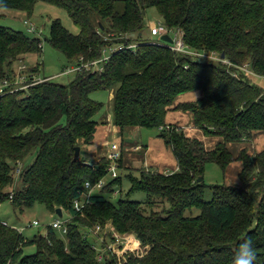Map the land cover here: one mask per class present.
<instances>
[{"label":"trees","instance_id":"1","mask_svg":"<svg viewBox=\"0 0 264 264\" xmlns=\"http://www.w3.org/2000/svg\"><path fill=\"white\" fill-rule=\"evenodd\" d=\"M39 2L63 9L78 28L72 35L59 19L49 26L47 43L70 64L100 60L103 51L110 54L100 71L81 69L67 85L45 78L0 97V204L9 201L20 212L37 204L70 218L65 236L48 227L46 235L30 240L0 221V264H232L244 239L254 244L256 264H264V149L254 155L240 149L235 158L240 185L210 186L212 199L203 200L205 166L214 163L225 173L233 160L229 146L264 132V88L250 81V75L264 79V0H0V10L31 17ZM149 8L157 10L168 30L182 32L189 51L218 59L224 54L228 65L144 41ZM130 43L137 44L134 51L115 49ZM41 50L38 38L0 27V81L13 77V64ZM38 69L23 74L31 79ZM97 91L112 93L111 124L118 135L131 128L158 131L177 172L129 174L128 191L112 203L102 193L121 185L118 175L76 212L73 201L85 183L108 176L106 156L93 164L80 159V149L74 159L75 148L89 145L99 124H107L94 120L103 108L90 98ZM195 91L201 93L196 101L174 110L190 114L203 136L221 139L211 150L166 123L177 98ZM33 152L15 187V167ZM137 193L145 200H132ZM191 209L200 215L184 217ZM107 223L119 234H133L147 247L146 254L130 255L126 262L110 256L99 263L83 231ZM27 247L34 253L24 254Z\"/></svg>","mask_w":264,"mask_h":264},{"label":"rangeland","instance_id":"2","mask_svg":"<svg viewBox=\"0 0 264 264\" xmlns=\"http://www.w3.org/2000/svg\"><path fill=\"white\" fill-rule=\"evenodd\" d=\"M55 19H59L63 27L72 35H77L79 33L78 28L72 23L71 19L63 9H59L44 2H39L36 4L31 17L26 16V14L22 11H16L12 9L0 10V27L20 31L29 37L38 38L41 41V53L39 55L28 54L23 58L22 62L13 64L12 69L14 73L21 65H25L28 69L38 66V72L35 73L34 76L36 79L48 78L56 84L67 85L75 78V73L64 75V73L73 65L70 64V62H68L61 53L53 49L46 41L49 37L50 23ZM144 23L145 28L143 30L142 39L148 43H161L158 36H151L150 34V26L152 24L157 25L158 23H162V20L155 8H149L145 11ZM30 27H33L34 33L28 32V28ZM109 54L110 53L106 51L105 55L108 56ZM199 59L202 62L209 61L201 57ZM100 67L101 65L98 66V68ZM241 71H245V68L243 67ZM246 72L248 74L251 73L250 71ZM250 81L252 84L264 88V79L250 75ZM196 93L199 94V91L191 92L190 94ZM186 96L187 97H181V100L185 101L190 95ZM90 98L94 101L103 103V108L94 116V120L99 123L105 121L106 119L110 120L112 111L110 92L97 91L92 93ZM105 126L106 124H99L92 144L90 143L89 145H81L80 159L87 160V162H95L97 159H101L104 155H106L108 148L99 144L101 140L106 139L108 143H115L121 148L120 166L122 169H119L118 171V175H120L122 180L121 185L115 186L113 188V193H102L106 200L116 203L120 197L123 198L125 196V193L130 187V184L126 178V176L129 174L137 176L138 171L140 170L163 173L164 169L162 168H164V166L168 168L167 172L173 171L174 167L176 166L174 156L171 150L164 145L163 140L158 137V131L131 128L124 130L122 136H119L112 131L108 133L103 132V129L106 128ZM183 129L184 128H182L181 131L188 135V133H185ZM197 134L200 135L201 133ZM206 138L207 140H205V143L203 142L204 145H210L208 142L211 140V138ZM216 139L217 137L212 138L214 141ZM134 145L142 146V151L133 150L134 148L132 146ZM211 145H213L212 142ZM145 148H148L146 154H144ZM242 148H246L248 153L251 155L262 151L264 149V132L254 133L250 141H244L241 144L231 145L230 151L233 156V160L225 173H223L214 163H210L205 166L203 173V182L206 186L203 194V200L205 202H209L212 199L210 186L240 185L237 176L239 173L240 163L235 160L234 156H237L239 150ZM35 156V152L31 153L21 164H18L15 167V187H18L20 183L19 176L22 172V169L29 166L33 162ZM104 180L108 182L111 179L109 176H106ZM96 193H98V191H96ZM131 199L144 201L145 196L143 194L137 193L133 194ZM156 209H158V207ZM199 215L200 211L198 209L186 210L183 214L184 217H197ZM66 218H68L67 213L63 212L62 219L65 220ZM56 219L60 218L49 212L42 205L36 204L33 207L24 209L22 212H20L19 209L13 207L9 201H5L0 204V221L4 222L6 225L14 228L15 230L24 228L22 234L24 238L28 240L32 239L34 236L46 235L48 227H50V225ZM34 221L38 223V226H31ZM87 237L91 244H97L96 238L93 236V234L89 233ZM134 245H136V243ZM34 251V247H27L24 249V254L29 255L34 253Z\"/></svg>","mask_w":264,"mask_h":264},{"label":"built area","instance_id":"3","mask_svg":"<svg viewBox=\"0 0 264 264\" xmlns=\"http://www.w3.org/2000/svg\"><path fill=\"white\" fill-rule=\"evenodd\" d=\"M28 32L34 33L33 27L28 28ZM150 34L151 36H158L160 38V42L157 45H167L169 46V49L171 51L179 52V53H185V54H191L195 55L201 58H205L207 60H213V61H221L223 64L228 65V62L224 59H218L215 55L209 54H195L189 51V49L184 45L182 40V32L179 30H168L163 23L152 24L150 26ZM168 36L171 40V44L163 43L161 41L162 36ZM172 36V37H171ZM126 39V37H124ZM155 44V43H152ZM137 47V44L130 43V44H120L118 45L116 50H130L134 51ZM112 51V50H111ZM106 51H103V56L100 60L88 63V64H77L73 65L67 70L64 75H68L71 73H75L77 71H80L81 69H97L101 70V68H98L100 64L103 62H106L109 58V55L106 56ZM25 65H21L18 67V70L15 72L12 78H5L0 81V97L13 94L18 91L26 90L29 87L42 83L46 81L45 78L43 79H36L35 77H30L29 79L24 73L26 70ZM106 146H108V150L106 153V158L109 160V165L107 167V175L110 177V179H115L118 176L119 171V164L118 161L121 158V148L117 146L115 143L109 144L106 143ZM106 185L105 180H100L96 184L92 185L90 183H85L84 185V192H82L79 199H76L73 201V207L76 210V212H81L82 209L85 207L86 204L89 202V198L91 195H93L97 190L103 188ZM69 216L65 220L62 219H56L51 225L50 228L54 231H57L61 236H65L67 234V228L69 223ZM4 225H6L3 222ZM31 226H38V223L34 221ZM19 234H22L24 231L23 229H17L16 230ZM84 236L87 237L89 233L93 234V236L96 238V242L98 246L93 244V249L97 252V261L99 263H103L105 258H108L110 256H114L118 262H126L127 258L130 255H133L135 258H141L146 254L147 247H141L140 243L136 239V237L133 234H119L110 223L105 224L104 227L100 225H96L94 228H86L84 231ZM23 235V234H22ZM88 238V237H87ZM134 242H137V245H134Z\"/></svg>","mask_w":264,"mask_h":264},{"label":"crops","instance_id":"4","mask_svg":"<svg viewBox=\"0 0 264 264\" xmlns=\"http://www.w3.org/2000/svg\"><path fill=\"white\" fill-rule=\"evenodd\" d=\"M186 95H190L189 98L186 99L187 101H186V100H185V101L181 100V97H187ZM200 96H201V93H200V92H199V94H198V93H196V94L186 93V94H183V95L179 96V97L177 98V100L175 101L174 106H173V108L171 109V111L167 113V116H166V123H167V124H175V125L178 126V128H179L180 130H181L182 128H184V129H183L184 132H185V133H188L187 136L197 138V139H199V140H201V141H203V142L205 143V140H207V138H206L205 136L202 135V132H201L199 129L197 130L196 128L193 127L192 122H191V115L188 114V113H183L182 111L174 110V107H175V106H177V105H179V104L187 103V102H194V101H196ZM110 98H112V93H110ZM172 121H173V122H176V123H173ZM105 122H107V124H106V126H105L106 128L103 129V132L108 133V132H111V131H112L113 133H115V134L118 135L116 127L113 126L112 124H110V122H111V117H110V120H109V119H106ZM111 128H112V130H111ZM197 133H201V134L198 135ZM210 138H211V140L208 142V144H210V145L205 144V146H206V148H207L208 150L213 149L214 146L216 145V143H218V142L221 141V139L218 138V137H217V139H216L215 141L212 140V137H210ZM211 142L213 143V145H211ZM92 143H93V141L91 142V144H92ZM106 143H108V141H107L106 139H105V140H101V141L99 142V144H100L101 146H104V147L108 148V146H106ZM109 144H110V143H109ZM111 144H112V143H111ZM132 147L134 148L133 150H138V151L141 150V149H143L142 146H140V145H134V146H132ZM230 147H231V145L229 146V150H230ZM107 150H108V149H107ZM141 151H142V150H141ZM147 151H148V148H145L144 154H146ZM104 156H106V155H104ZM234 157L236 158V156H234ZM99 160H100V159H97L95 162H92V163H93V164H96V163H98ZM120 167H121V166H119V169H122V167H121V168H120ZM162 169H164L163 173H167V174H168V173L177 172V165L174 167V169H173L172 172H167V171H168V168H167L166 166H164V168H162ZM239 170H240V166H239Z\"/></svg>","mask_w":264,"mask_h":264},{"label":"clouds","instance_id":"5","mask_svg":"<svg viewBox=\"0 0 264 264\" xmlns=\"http://www.w3.org/2000/svg\"><path fill=\"white\" fill-rule=\"evenodd\" d=\"M257 256L251 239L242 240L235 249L232 264H256Z\"/></svg>","mask_w":264,"mask_h":264},{"label":"water","instance_id":"6","mask_svg":"<svg viewBox=\"0 0 264 264\" xmlns=\"http://www.w3.org/2000/svg\"><path fill=\"white\" fill-rule=\"evenodd\" d=\"M140 36H141V33L139 34ZM161 41L163 42V43H167V44H171L172 43V40L168 37V36H162L161 37ZM224 54H222L221 55V59L223 60L224 59ZM79 152H80V148L79 147H76L75 148V152H74V159L75 160H77L78 159V157H79ZM202 181V178H198L197 179V182L199 183V182H201ZM57 212V216L59 217V218H61L62 217V214H61V210L60 209H57L56 210Z\"/></svg>","mask_w":264,"mask_h":264},{"label":"bare ground","instance_id":"7","mask_svg":"<svg viewBox=\"0 0 264 264\" xmlns=\"http://www.w3.org/2000/svg\"><path fill=\"white\" fill-rule=\"evenodd\" d=\"M135 243H136V245H137V242H134V244H135ZM136 245H135V246H136Z\"/></svg>","mask_w":264,"mask_h":264}]
</instances>
